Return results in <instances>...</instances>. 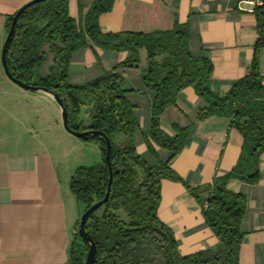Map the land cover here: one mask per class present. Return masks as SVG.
<instances>
[{
	"label": "trees",
	"instance_id": "16d2710c",
	"mask_svg": "<svg viewBox=\"0 0 264 264\" xmlns=\"http://www.w3.org/2000/svg\"><path fill=\"white\" fill-rule=\"evenodd\" d=\"M115 0H94L83 20L69 14V0H44L28 7L19 17L16 34L8 51L11 72L18 79L49 88L58 93L69 113L70 126L77 131L96 129L107 134L113 144L111 153L114 180L109 200L88 217L86 229L94 238L97 259L94 264H239L240 248L245 233L241 223L247 210V197L232 191L227 184L232 178L256 183L261 177L260 157L264 152V75L259 68V51L264 47V6L255 9L258 39L251 71L230 91L217 96L209 87L213 73L212 61L196 56L189 48L190 26L175 22L172 29L152 32L120 31L104 33L99 16L112 9ZM16 14V13H15ZM15 14L8 18L7 30ZM89 39L98 47L117 51H131L128 60L111 70L103 69L101 76L81 85L70 82L69 67L74 53L89 46ZM49 44L54 63L49 73L37 76L36 70L45 62L43 45ZM147 51L148 69L142 79L155 93L152 102L151 130L146 141L149 150L159 161L149 164L133 143L138 122L135 106L122 88L120 67L139 62V50ZM195 85L208 106L199 111V119L210 116L231 118L230 125L238 128L243 137L242 152L237 164L226 174L217 175L203 189L190 188L192 196L201 203L205 223L215 232L219 243L191 254H183L174 231L158 215L163 179L181 180L170 161L187 144L190 127H178L171 136L161 127L164 110L175 105L184 87ZM86 104H92L91 121L79 122V114ZM127 134L125 146L116 139ZM84 139L99 142L103 161L80 165L70 179V188L84 211L101 200L107 191L109 173L105 163L107 144L100 135ZM156 145L172 151L170 158L160 160ZM143 177H141V173ZM207 195L203 197V193ZM202 194V195H201ZM80 224V221H79ZM156 247L161 257L149 251ZM89 243L78 234L70 247L66 264H84Z\"/></svg>",
	"mask_w": 264,
	"mask_h": 264
},
{
	"label": "crops",
	"instance_id": "0c3cea01",
	"mask_svg": "<svg viewBox=\"0 0 264 264\" xmlns=\"http://www.w3.org/2000/svg\"><path fill=\"white\" fill-rule=\"evenodd\" d=\"M30 1L0 0V61L8 35L6 22ZM93 1L69 0V14L77 21L83 20ZM253 9L246 0H115L112 9L98 19L104 33H147L172 29L176 21L188 23L189 48L194 55L212 61L209 87L222 97L252 69L259 36ZM89 44L72 57L69 78L74 85L98 78L103 69L111 70L132 55L131 51L98 47L90 39ZM42 49L45 62L37 68L36 75L45 77L54 63V54L49 44ZM138 57L137 64L120 67L118 71L123 75L122 88L127 90V98L135 106L138 125L134 128L133 143L149 164L157 165L158 159L145 142L151 130L155 97L142 79L148 69L145 48L139 50ZM259 68L264 75V47L259 51ZM1 70L0 88L6 85L8 78L3 64ZM14 89L8 85L5 90L11 93ZM5 90L0 91L1 98L8 94ZM37 94L48 96L55 114L58 112L59 105L51 95L39 91ZM207 106V101L192 85L184 87L176 104L167 107L161 116L160 128L171 136L177 135L175 126L190 127L186 146L170 161L182 181L162 180L158 207L160 219L174 231L183 254L218 245L219 239L205 223L202 205L192 196L190 188L203 189L217 175L231 171L239 160L244 141L241 131L230 125L229 117L199 119V111ZM83 121L80 117L79 122ZM89 123L84 124L89 126ZM65 136L77 146H90L97 163L103 161L99 142ZM128 142L127 134L116 139L120 146ZM156 150L163 162L173 153L158 145ZM62 157V153L47 144H0V264L69 262L71 243L81 217L76 211V204L80 202L69 187L73 173L69 176L66 168L62 170ZM259 167L261 177L256 183L232 178L227 184L230 190L247 197V210L241 223L246 236L239 249V264H264V152ZM206 195L204 192L203 197Z\"/></svg>",
	"mask_w": 264,
	"mask_h": 264
},
{
	"label": "rangeland",
	"instance_id": "374dc122",
	"mask_svg": "<svg viewBox=\"0 0 264 264\" xmlns=\"http://www.w3.org/2000/svg\"><path fill=\"white\" fill-rule=\"evenodd\" d=\"M1 69L2 59L0 61V71H2ZM6 81V85L2 86L0 91L4 92L8 85L9 87H14L16 90L14 89L11 93L5 90L8 94L3 98L0 97V144L33 143V145L36 144L38 146L46 144L47 146H52L57 153H62L64 164L62 170L66 168V173L69 176L75 172L78 165L97 164V157L90 146H77L65 136L70 135L68 137H72L73 139L95 141L80 138L69 133L64 127L60 106H58L59 110L55 114L53 104L48 102L52 100H49L48 96L37 94L36 91L26 90L8 78ZM91 109L92 104H86L83 106L78 117H83L85 122H90ZM84 121L82 123H85ZM140 173L141 177H143L142 171ZM84 209V204H76V211L79 217L82 216ZM79 226L80 224L77 226L75 236L78 234ZM149 253L156 257H161V252L156 247H153Z\"/></svg>",
	"mask_w": 264,
	"mask_h": 264
},
{
	"label": "water",
	"instance_id": "95a60500",
	"mask_svg": "<svg viewBox=\"0 0 264 264\" xmlns=\"http://www.w3.org/2000/svg\"><path fill=\"white\" fill-rule=\"evenodd\" d=\"M41 1H44V0H32V1L28 2L27 4H25L24 6H22L16 12V14L13 18V21H12L11 28L8 31V35H7V38L5 40L3 50H2V64H3V67L5 69V73L8 76V78L10 80H12L13 82H15L16 84L18 83V85L21 86L22 88H24L26 90H30V91L44 92V93H47L53 97V99L57 102V104L60 106V108L62 110V116H63L62 118H63V122H64V127L68 132H70V133H72L75 136L80 137V138L88 137L90 135H100L106 141L105 144H107V153H106V157H104V158H105V163H106L108 173H109L108 188H107L105 196L101 200L95 202L94 204H92L90 207H88L83 212V214L81 216V220H80V226H79V234L83 237L85 242L89 243V251H88V254L86 255L87 257H86V261L84 264H94L96 259H97L98 247H97V244H96L94 238L87 231L86 223H87L88 217L92 214V212H94L96 209H98L100 206H102L104 203H106L110 198L111 190H112V184H113V180H114V171H113L112 160H111V153L113 151V144H112L110 138L107 136V134L101 130H96V129H89V130L87 129V130H83V131L74 130L70 126L68 109H67L66 105L64 104V101L61 98V96L58 93L50 90L47 87L35 85V84H29V83H26V82L18 79L17 77H15L10 70L8 59H7L9 46H10V43L12 42L13 36L16 34V25H17V21H18L20 15L28 7H30L33 4H36L38 2H41Z\"/></svg>",
	"mask_w": 264,
	"mask_h": 264
},
{
	"label": "built area",
	"instance_id": "2783aa9c",
	"mask_svg": "<svg viewBox=\"0 0 264 264\" xmlns=\"http://www.w3.org/2000/svg\"><path fill=\"white\" fill-rule=\"evenodd\" d=\"M246 2L250 3L254 7V11L259 6H264V0H246Z\"/></svg>",
	"mask_w": 264,
	"mask_h": 264
}]
</instances>
